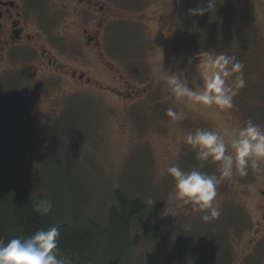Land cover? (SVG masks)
Wrapping results in <instances>:
<instances>
[{"label": "rangeland", "instance_id": "1", "mask_svg": "<svg viewBox=\"0 0 264 264\" xmlns=\"http://www.w3.org/2000/svg\"><path fill=\"white\" fill-rule=\"evenodd\" d=\"M99 1L108 15L99 50L84 45L83 29L94 31L87 18L78 25L60 1L44 0L52 17L44 44L0 63V213L14 172L66 222L104 224L120 190L154 202L131 229L128 264H264V171L222 182L221 215L211 222L188 208L161 217L177 204L164 169L197 164L182 142L186 132L248 119L264 125V0H216V9L197 17L188 10L199 0ZM43 50L57 67L40 57ZM201 50L244 64L246 86L233 109L208 112L168 99L162 65L182 66ZM73 70L86 80L71 78ZM169 107L185 118L170 123Z\"/></svg>", "mask_w": 264, "mask_h": 264}, {"label": "clouds", "instance_id": "2", "mask_svg": "<svg viewBox=\"0 0 264 264\" xmlns=\"http://www.w3.org/2000/svg\"><path fill=\"white\" fill-rule=\"evenodd\" d=\"M214 9L216 0H199L188 15L203 16ZM162 72V86L173 104L184 103L208 112L233 109L235 98L246 86L244 64L227 52L201 50L182 62V66L172 65L165 70L162 65ZM165 115L170 123L185 118L184 112L173 107L167 108ZM182 142L195 153L197 164L187 171L175 163L164 169V175L173 181L171 195L177 204L175 210L166 206L161 217H174L179 210L188 208L199 214L202 222H211L221 215L216 198L222 182L237 175L247 176L249 170L264 171V125L252 119L233 128H197L186 132ZM206 164L213 165L215 171H205ZM145 203L154 205L152 199ZM52 210L53 203L47 198L38 199L34 205L40 216H48ZM60 238V227L52 226L7 243L0 240V264H76L78 254L61 253Z\"/></svg>", "mask_w": 264, "mask_h": 264}, {"label": "trees", "instance_id": "3", "mask_svg": "<svg viewBox=\"0 0 264 264\" xmlns=\"http://www.w3.org/2000/svg\"><path fill=\"white\" fill-rule=\"evenodd\" d=\"M10 186L11 198L6 201L5 215L0 213V240L7 243L12 238L59 226L60 251L62 254H78L76 264H128L131 229L148 210L141 198H131L119 190L115 194L117 204L110 209L108 221L103 224L88 218L79 224V221L66 222L55 217L53 210L48 216L36 214L35 203L45 197L41 194L32 197L18 173L12 175Z\"/></svg>", "mask_w": 264, "mask_h": 264}, {"label": "flooded vegetation", "instance_id": "4", "mask_svg": "<svg viewBox=\"0 0 264 264\" xmlns=\"http://www.w3.org/2000/svg\"><path fill=\"white\" fill-rule=\"evenodd\" d=\"M44 0H0V63L5 56L19 50L39 51L44 39L49 36L50 20L52 19L43 4ZM61 3L57 6L72 15L80 25L87 18L94 31L84 28L82 31L84 45L99 50L100 32L104 30L105 21L108 20L106 8L99 0H54ZM36 2V3H35ZM47 50L40 51V57L50 68L57 67ZM71 78L79 82L86 80L85 74L73 70ZM69 76V75H68ZM88 85L92 80L87 79Z\"/></svg>", "mask_w": 264, "mask_h": 264}]
</instances>
